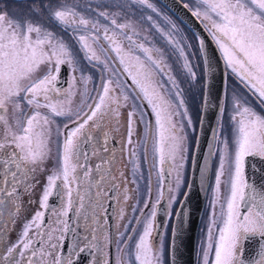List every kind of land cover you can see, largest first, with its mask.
<instances>
[{"label":"snow or ice","instance_id":"6c2138e0","mask_svg":"<svg viewBox=\"0 0 264 264\" xmlns=\"http://www.w3.org/2000/svg\"><path fill=\"white\" fill-rule=\"evenodd\" d=\"M132 4L143 5L160 16L149 0H130L127 7ZM118 7L123 11L125 5ZM183 7L201 21L226 68L239 79L256 105L264 109V0H194L193 7L187 3ZM119 15L99 11L97 16L108 21L102 24L99 18L92 19L67 0H37L21 18L10 14L0 0V221H6L0 225V264H79L83 253L96 257L91 264H110L106 251L109 235L98 231V217L107 212L105 203L109 192L117 193L119 200L125 203L130 200L132 189L126 187L127 182L117 183L125 175L123 172L117 175L125 144L129 146L128 156L135 158L132 160L134 176L141 168L137 148H142L143 160L149 162L151 147L148 192L152 191L151 175L155 169L159 194L148 213L145 209L149 208L150 197L144 201L143 208L132 205V212L140 215L133 217L135 225L130 231L128 225L124 226L127 235L121 233L125 238L117 241L118 246L122 245L119 247L122 254L115 259V264H167L163 236L158 233L161 227L157 223L158 205L165 199L166 192L164 214L172 217L171 208L177 203L183 183L186 129L195 131V127L181 82L170 74L167 51L155 45L154 38H150L152 30L165 39L173 53H178L189 82H199L197 67L202 68L203 77L214 69L204 39L196 37L195 45L184 43L179 26L169 18L164 17L169 26L165 30L151 15L142 17L141 21L121 20ZM144 21L149 24L147 29L141 27ZM61 33L67 34L71 42ZM192 57L201 64H194ZM65 65L69 70V79L63 81L67 88L60 86V73ZM42 70L43 74L37 75ZM94 72L110 75L107 79L103 74L100 76L99 87L93 89L96 95L91 97L88 85L93 81ZM118 73L126 76V84L130 80L128 87L135 93L126 125L120 109L126 106L130 96L125 85L120 84ZM78 82L82 85L81 106L87 105V111L82 114V108L74 113L71 107ZM114 82L116 87H113ZM118 88L119 95L116 94ZM208 88L206 80L205 106L208 105ZM248 96L234 91L230 98L225 97L230 99L231 106L230 140L220 120L213 129V139L220 145L219 166L202 247L203 264H209L213 250L211 264H264V167H261L264 165V114L256 110ZM89 99L93 103H87ZM137 99L150 107L154 129L151 121H145L149 113L143 110L144 105L136 104ZM22 103H26L30 112L22 108ZM10 108L12 122L7 116ZM41 108L48 109V113H42ZM225 110L221 105V118ZM57 117L68 118L74 126L69 128V123H65L62 131L56 124ZM137 117L145 122L148 135L134 145ZM203 122L202 117L200 124ZM53 124H56L58 168L46 177L39 200L42 210H37L31 220L23 223L15 242L8 241V225L14 226L23 211L22 195H31L39 183L37 171L45 170L43 165L51 151ZM122 127H126V135H121L118 154L113 146L114 133L119 134ZM93 158L98 162H93ZM226 167L229 194L225 203L220 204ZM204 171L206 169L202 170V177ZM173 174L174 185L168 182ZM131 183L136 184L137 180L134 178ZM52 196L59 198V207H50ZM184 196L176 213L178 223L172 228V264H176L179 251L176 239L182 231L180 221L188 193ZM217 204H220L219 210ZM46 211H51L56 219L45 230ZM70 212L75 214L76 227L70 228ZM125 215V208L118 207L117 218L123 220ZM78 228L82 231L77 232ZM69 231L73 239L67 248L68 255H64L62 249ZM154 233L160 235L158 244L153 241ZM254 237L259 238L258 250L255 255L246 257L245 243ZM101 239L102 247L98 243Z\"/></svg>","mask_w":264,"mask_h":264},{"label":"flooded vegetation","instance_id":"af4514ba","mask_svg":"<svg viewBox=\"0 0 264 264\" xmlns=\"http://www.w3.org/2000/svg\"><path fill=\"white\" fill-rule=\"evenodd\" d=\"M181 1L184 4L186 3L184 0H181ZM187 30L189 31V29H187ZM186 37H187V35H186ZM150 38H154L153 34H151ZM154 43H155V39H154ZM104 44L106 45V42H104ZM64 67L65 68L62 69V75L66 76L65 80H67V79H69V70H68L66 65ZM201 72H202V68H201V71L199 70V73H200L199 76L200 77H201ZM170 74L173 75L172 70H171ZM103 75H104L105 79H107L110 74H107V75L103 74ZM118 75H119L120 84L125 85V90L129 93V96H130L129 100L126 102V106H124L120 109L122 117L124 119V123L126 125L127 113H128V111L132 110V105H133L132 97L135 95V93L131 87H128V85L131 84L130 80H128L127 84H126L125 83V81L127 79L126 76L123 74H120V73H118ZM202 77H203V75H202ZM226 77L229 78V82H230V86H231V92H229L227 95L224 94V98L226 96L228 98H230L231 94L234 91L241 94L242 96H248L246 89L240 83L239 79L231 72L230 69H227V68H226ZM156 80L159 82L161 80V77L159 75L156 76ZM100 83H101V80L99 78L96 88L99 87ZM198 84L200 85L199 90H197L196 82L193 81V83H192V86H193L192 94L188 95V96L184 95L186 105L189 109V114L191 115L192 120H193V125L195 127V131H196V122H197L199 108H200L199 107L200 106V104H199L200 97L199 96H200V92H201V78L199 79ZM67 86L68 85L64 83L63 88H67ZM227 86L228 85L226 82L225 89H227ZM113 87H116L115 82L113 84ZM116 94L117 95L120 94L119 88L117 89ZM95 95H96V92L93 93L92 97H95ZM248 99L256 107L257 111H260L262 114H264V109H260L259 106L256 105L255 99L253 97L248 96ZM225 100H226V98H225ZM90 103H93L92 99H91ZM136 104L144 105L143 110L145 112L149 113V115H147L145 117V121L146 122L151 121L152 127L154 129V126H155L154 115L151 114L150 107L146 106L145 101H142L139 99L136 100ZM22 107H24L23 109L25 111L30 112V110L27 108L26 103H22ZM73 111L75 112L76 110L73 109ZM86 111H87V109H86ZM47 113H48V109L45 110L44 114H47ZM229 113L231 115V111L228 112L226 109L224 114H223V117L222 118L220 117V119H219L224 125V134L225 135H226V129H227L226 126L230 121V118H228ZM72 118L75 119V116H73ZM175 119L177 121H179V117H176ZM55 121H56V124L60 125V128L62 131L64 130L63 125L65 123H69V128L74 126L70 123L69 119L66 117H57V118H55ZM56 124H55L54 130H53V133H52V138L49 142V147H50L51 151H50L49 157L47 158V160L45 161V163L43 165L45 170L43 172H40L39 170L37 171V180L39 181V183L36 184L35 188L31 192V195L30 196L28 194L22 195L21 200L23 203V211L16 218V223L14 226L8 225V234H7V238H6L8 241L15 242L17 240V237L20 235V233L22 231L23 223L26 220H31L33 214L37 210H42V209H40V206H39V200H40V197L42 194L43 187L46 184V177H47V175L51 174L53 171H55L58 168ZM230 128H231V126H230ZM195 131H193L192 129H186L188 139L186 142V146H187L186 158L183 162L184 163V167H183V171H182L183 183L181 185V188L179 190V194L177 196V203L173 204L172 208H171L172 217L169 218L164 214V209L167 208L166 200H167L168 194L166 192H165V199L161 200L160 204L158 205L157 223L161 226L158 229V233L162 234V236H163V245H164L165 258H166L167 264H170L169 247H170V242H171V238H172V228H173L174 215H175V212L177 210V207L180 203V200L184 194V191H185V188L187 185L190 160H191L193 144H194V139H195ZM122 134L126 135V127H122L120 129L119 134L114 133V135H116V142H114L113 146L116 148L118 154L121 151L120 138H121ZM147 135H148V129L145 126V122H141L137 117L136 124H135V134L133 136L134 145L137 144V142L142 141L144 138H146ZM60 139L62 140V137ZM128 147H129L128 145H126V144L124 145L125 151L123 153V156L121 157V163H119L117 165V168H118L117 175L119 174V172H123L125 175L123 178L118 179L117 183L127 182L126 187L132 189V191L129 192L130 200L127 203H125V202L119 200L117 193L109 192V199L105 203V208L107 209V212L106 213L102 212L100 214V216L98 217V220H99L98 231L101 233V235L104 232H107L109 235L110 243H109V247H108V249H106V251L109 254L110 264H115V259L122 254L119 251V247H122V245L118 246L117 241L122 240L127 235L124 226L128 225L129 226L128 230L130 231L131 227L135 225V220L133 219V217L140 215L139 212H137V213L132 212V205H136L138 208H143L144 201L146 199H149V197H150L149 208L145 209V213H148L151 211V205L156 203V199H157V196L159 194V185H158V179H157L155 169L152 170V175H151L152 191H151V193L148 192L149 162L151 161V147L149 146V162H145L143 160L142 148H139V147L137 148V154L140 157L139 163L141 165V168H140V173L136 174V176H134V174L132 172V168H133L132 160L135 158H130L128 156ZM219 147H220L219 142L215 140L210 183H209L203 212H202V215H201V218L199 221V226H198L197 234H196L195 264H203L202 247H203V244L205 242L206 233H207V226L209 223L211 203L213 200V186H214L215 174H216V171H217L218 166H219V154H218ZM93 162H98V161H96L93 158ZM261 167H264V165H261ZM249 173H250V169H249ZM134 178L137 180L136 184L131 183V181ZM168 182H171L174 185L175 174H173L172 177L168 178ZM58 183H59V181H58ZM93 192H95V189H93ZM122 192H123V189H121V193ZM228 194H229L228 170L226 167L225 175H224V177H222V181H221L220 204L225 203ZM112 197H117V198L114 199ZM30 199L34 202L29 203L28 201ZM56 204L57 205L54 207L60 206L59 198L57 199ZM220 204L216 205L217 210H219ZM118 207H124L125 208L126 215H125V218L123 220L118 219L116 216V211H117ZM45 214H47L45 217L46 222H45L43 227L46 230L49 227V223L51 222V220L54 221L56 219V217L52 214L51 211H46ZM69 214H73V222H72L71 226L76 227L77 221L75 220L74 212H70ZM105 216L107 217L106 220H105ZM68 220H69V218H68ZM130 220H131V223H129ZM4 223H6V221H0V225H3ZM52 227H55V225ZM81 231H82L81 229H79V228L77 229V232H81ZM121 233H125V237H121V235H120ZM215 236H216V230L214 229L213 230L214 240H215ZM34 238L38 239V237H34ZM72 239H73V233L71 232L69 243L65 249V253H64V250L62 249V253L64 255H68L67 248H69L71 246ZM153 241H154V243L158 244L160 241V235L154 233ZM258 241H259V238L254 237V238H251V240L247 242L248 249L251 253L250 257L255 255V252L258 250ZM98 243L102 247L104 244L103 239L98 241ZM96 255L99 256V253H97ZM95 258L96 257L90 256L88 253H83V254H81V257L79 258V264H91V261L94 260ZM213 258H214V250H213V253H210L209 264H211V261Z\"/></svg>","mask_w":264,"mask_h":264},{"label":"water","instance_id":"95a60500","mask_svg":"<svg viewBox=\"0 0 264 264\" xmlns=\"http://www.w3.org/2000/svg\"><path fill=\"white\" fill-rule=\"evenodd\" d=\"M161 6H163L169 13H171L179 22L190 29L197 37L204 39L208 56L213 65V72L203 77V90L202 101L200 107V114L196 129V135L194 140V146L192 150V156L190 161L189 175L187 185L184 194L187 192L186 206L184 208V214L181 216L182 231L178 233L176 239V245L178 246V254L176 255V264H195V245L196 234L199 226V221L203 212L206 195L210 183V175L213 161V151L215 140L213 139V129L217 125L219 120V108L222 105L225 84H226V70L223 59L216 47L211 36L203 26L200 20L193 17L187 8H184V3L181 0H156ZM172 16V17H173ZM65 68L62 66V69ZM61 87H64L65 77L60 73ZM206 80L209 83L208 88V105L204 104V85ZM203 117V124H200V119ZM209 145H212L210 148ZM204 175L202 177V170ZM249 171V170H248ZM182 196L180 201L185 200V196ZM58 197L52 196L49 199L50 207L56 206ZM55 201V202H54ZM181 204L179 203L174 215L173 225L178 223L176 219V213L180 210ZM47 214H45L46 217ZM73 214H69V225L72 228ZM69 231L66 234L65 249L68 246L70 239ZM172 240L171 238L169 247V260L172 264ZM248 242V241H247ZM245 243V256L250 257L251 253L248 249V244ZM256 253V252H255Z\"/></svg>","mask_w":264,"mask_h":264},{"label":"rangeland","instance_id":"374dc122","mask_svg":"<svg viewBox=\"0 0 264 264\" xmlns=\"http://www.w3.org/2000/svg\"><path fill=\"white\" fill-rule=\"evenodd\" d=\"M184 1L190 7H193V4H194L193 0H184ZM36 2H37V0H3L4 5H6V10L9 11L10 14L17 16V17H21V18H23V16L29 12L30 8ZM61 2H63V0H61ZM67 2L70 4L77 5L80 10L85 11V13L90 15L92 19L99 18L102 24H107L108 21H105L103 18H100L97 16V13L99 11H107L110 14L111 13H119L120 15H119L118 19H121V20L133 19L136 21H141L142 17H146L148 15H151V16H153V19L157 21V23L160 25V27L165 29V30H167L169 26L165 22L164 17H167L170 20L175 22V20H174L175 18L172 17L162 6H160L154 0H149V2H151L159 10V12H160L159 17L155 13H153L150 9H148L145 6L140 5V4H132L131 7H127V5L130 4V0H67ZM118 5H125V8L123 9V11L121 10L120 7H118ZM89 9H92L93 11L89 12L88 11ZM176 23H177V25L179 24L177 20H176ZM178 26L181 30V32H180L181 36H183L185 38L184 43H186V44L190 43V44L195 45L196 41L192 42V39L190 37H188V36L186 37V35L184 34V31L180 27V25H178ZM141 27L144 29H147L149 27L148 22L144 21L141 24ZM152 34L154 36L156 46L166 49L167 55H168V58L166 59V64L171 67V70L173 71V76H175L177 78V80L181 82V87L184 89V95H187V96L191 95L192 90H193V86H192L193 82H189L185 77L184 69L182 67V64H183L182 59H180L178 57V53L172 52L171 46H168L166 44L165 39L158 32H156L154 29L152 30ZM61 35H63V37L66 41L71 42V38L67 34L61 33ZM195 38H196V36H195ZM101 43L104 44V41H101ZM192 50L193 49H188L189 52H191ZM191 59H192L194 64H198V65L201 64V61L198 60L196 57H192ZM199 70L201 71V67L196 68L198 76L200 75ZM42 74H43V70L40 73H38L37 75H42ZM101 74L107 75L109 73H101V72H94L93 73V81H92V83H90L88 85L89 95L91 97H92L93 93L95 92V91H93V89L96 88ZM201 74H202V72H201ZM77 75H79V73H77ZM33 78L35 79L36 77L34 76ZM226 82H227L228 86H227V89L224 90V94L227 95L229 92H231V86H230L229 78L226 79ZM196 85H197V90H199L200 85L198 84V82H196ZM81 87H82V85L78 82L77 83V95L75 97H73L71 107H72V110L73 109L77 110V108H82L81 113H83V111H86L87 105L85 104V105L81 106V97L79 95V90ZM90 102H91V99H89L87 101V103H90ZM222 105L225 106V108L227 109L228 112L231 111L230 99L225 100V98L223 97ZM22 108H24V107H22ZM45 110H46V108L40 109V111L42 113H44ZM7 116L9 118V121L12 122L13 117H12L11 108L9 109ZM228 118H230V113L228 115ZM54 127H55V124L52 125L53 130H54ZM226 127H227L226 135L229 137V140H230L231 139L230 121ZM51 222H52V220H51ZM51 222L49 223V225L51 224ZM51 226H54V224H52Z\"/></svg>","mask_w":264,"mask_h":264},{"label":"trees","instance_id":"16d2710c","mask_svg":"<svg viewBox=\"0 0 264 264\" xmlns=\"http://www.w3.org/2000/svg\"><path fill=\"white\" fill-rule=\"evenodd\" d=\"M155 1V0H154ZM170 14V13H169ZM171 15V14H170ZM172 16V15H171ZM175 20V22H176V19H174ZM179 23V22H178ZM178 25H180V27L183 29V31H184V33L188 36V37H190L191 39H192V42H194V41H196V39H195V36L190 32V31H188L183 25H181L180 23L178 24ZM202 75V74H201ZM202 82H203V77L201 76V92H200V101H199V104H200V102H201V96H202ZM200 107V106H199ZM198 115H199V113H198ZM197 121H198V118H197ZM196 127H197V122H196Z\"/></svg>","mask_w":264,"mask_h":264}]
</instances>
